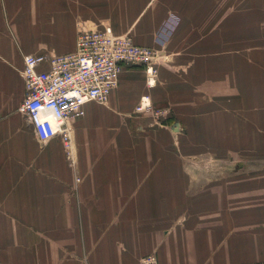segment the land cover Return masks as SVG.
<instances>
[{
    "label": "crops",
    "instance_id": "1",
    "mask_svg": "<svg viewBox=\"0 0 264 264\" xmlns=\"http://www.w3.org/2000/svg\"><path fill=\"white\" fill-rule=\"evenodd\" d=\"M59 2L0 0V264H138L150 253L159 264H264V153L259 166L240 159L220 170L219 151H203V122L175 117L196 105L173 91L184 77L170 66L171 38L155 41L168 17L154 18L158 1L119 3L136 17L125 21L133 40L161 54L156 84L124 65L108 102L85 104L72 123L74 167L60 137L39 141L18 111L24 56L74 50L80 22L112 25ZM172 13L175 33L184 14ZM143 96L150 111L137 110Z\"/></svg>",
    "mask_w": 264,
    "mask_h": 264
},
{
    "label": "rangeland",
    "instance_id": "2",
    "mask_svg": "<svg viewBox=\"0 0 264 264\" xmlns=\"http://www.w3.org/2000/svg\"><path fill=\"white\" fill-rule=\"evenodd\" d=\"M60 1L61 8L76 9L77 19L105 20L115 30L117 26L119 34L134 35L133 31H127L131 23L125 25V21L132 18L134 22L136 17L127 15V9L119 8V3L125 0ZM156 2L154 18L159 23L172 12L184 14L181 26L169 41L168 54L174 55L170 56L169 63L178 78L184 77L174 81L173 91H188L189 104L196 106L176 112L175 117H196L203 122L207 141L203 151H219L220 157L217 163L210 160L206 163H213L220 170H223L222 164L234 165L240 159L249 161L250 167L259 166L260 154L264 153V0ZM57 33L58 30L49 35L55 37ZM50 50L60 53L54 48ZM16 82V90L22 91V77ZM21 129L22 135L30 134L26 126ZM226 154L234 157L227 158ZM208 155L210 158L211 153Z\"/></svg>",
    "mask_w": 264,
    "mask_h": 264
},
{
    "label": "built area",
    "instance_id": "3",
    "mask_svg": "<svg viewBox=\"0 0 264 264\" xmlns=\"http://www.w3.org/2000/svg\"><path fill=\"white\" fill-rule=\"evenodd\" d=\"M179 22L180 17L171 14L157 31L155 41L166 45ZM159 64V50L155 47L137 44L131 35L116 33L110 24L91 26L80 22L74 50L24 56L21 73L25 94L18 111L33 127L41 143L60 137L67 159L74 167L76 148L72 123L85 115V104L108 102L124 65L143 66L147 85H155ZM145 99L149 102L145 103ZM151 108L150 99L143 96L137 110ZM138 264H159V259L156 253H150Z\"/></svg>",
    "mask_w": 264,
    "mask_h": 264
},
{
    "label": "bare ground",
    "instance_id": "4",
    "mask_svg": "<svg viewBox=\"0 0 264 264\" xmlns=\"http://www.w3.org/2000/svg\"><path fill=\"white\" fill-rule=\"evenodd\" d=\"M153 81H154V79L151 78V82H152V83H153ZM144 101H145V103H148V102H149L148 99H145Z\"/></svg>",
    "mask_w": 264,
    "mask_h": 264
}]
</instances>
